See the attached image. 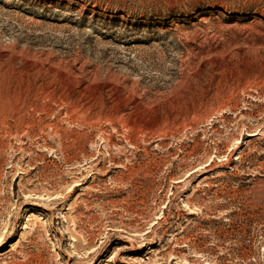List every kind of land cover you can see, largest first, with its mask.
<instances>
[{
    "label": "rangeland",
    "instance_id": "obj_1",
    "mask_svg": "<svg viewBox=\"0 0 264 264\" xmlns=\"http://www.w3.org/2000/svg\"><path fill=\"white\" fill-rule=\"evenodd\" d=\"M0 264H264V0H0Z\"/></svg>",
    "mask_w": 264,
    "mask_h": 264
}]
</instances>
